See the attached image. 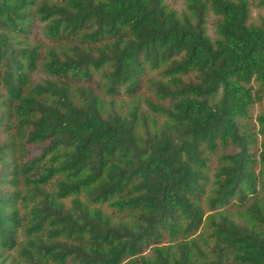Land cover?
I'll use <instances>...</instances> for the list:
<instances>
[{"label":"trees","instance_id":"obj_1","mask_svg":"<svg viewBox=\"0 0 264 264\" xmlns=\"http://www.w3.org/2000/svg\"><path fill=\"white\" fill-rule=\"evenodd\" d=\"M253 5L0 0V264H264Z\"/></svg>","mask_w":264,"mask_h":264},{"label":"rangeland","instance_id":"obj_2","mask_svg":"<svg viewBox=\"0 0 264 264\" xmlns=\"http://www.w3.org/2000/svg\"><path fill=\"white\" fill-rule=\"evenodd\" d=\"M166 2L172 7L177 9L178 11H182L185 9V0H166ZM260 14H264V9L257 7L256 5L252 6V15L254 18H258ZM214 21H215V15L211 13L209 15L208 20V26H209V32L210 34L214 35ZM40 28V27H39ZM261 106H264V98L262 100V103H256L253 108L251 109V116L254 120L257 113L259 112ZM110 211V210H109Z\"/></svg>","mask_w":264,"mask_h":264}]
</instances>
